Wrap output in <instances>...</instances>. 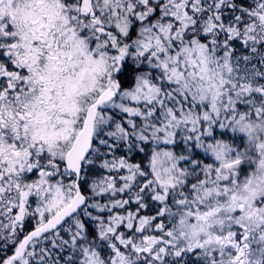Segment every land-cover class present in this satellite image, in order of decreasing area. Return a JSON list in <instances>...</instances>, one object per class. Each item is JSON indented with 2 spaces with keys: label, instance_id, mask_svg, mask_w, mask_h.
<instances>
[{
  "label": "snow or ice",
  "instance_id": "6c2138e0",
  "mask_svg": "<svg viewBox=\"0 0 264 264\" xmlns=\"http://www.w3.org/2000/svg\"><path fill=\"white\" fill-rule=\"evenodd\" d=\"M0 264H264V0H0Z\"/></svg>",
  "mask_w": 264,
  "mask_h": 264
}]
</instances>
